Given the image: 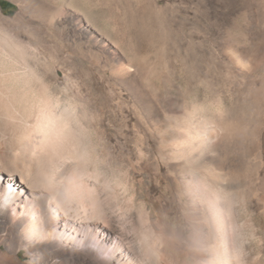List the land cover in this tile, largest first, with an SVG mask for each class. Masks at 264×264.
<instances>
[{"label":"bare ground","instance_id":"obj_1","mask_svg":"<svg viewBox=\"0 0 264 264\" xmlns=\"http://www.w3.org/2000/svg\"><path fill=\"white\" fill-rule=\"evenodd\" d=\"M150 8L127 49L75 36L68 62L35 40L71 67L62 91L11 43L26 73L0 76V228L47 245L48 264H264V19Z\"/></svg>","mask_w":264,"mask_h":264},{"label":"rangeland","instance_id":"obj_2","mask_svg":"<svg viewBox=\"0 0 264 264\" xmlns=\"http://www.w3.org/2000/svg\"><path fill=\"white\" fill-rule=\"evenodd\" d=\"M1 1L10 3L12 5V8L3 9L0 6V76L1 74L9 75V73L13 72L14 69H16L19 73L20 72L26 73L25 65L20 64L17 66L15 62L14 64L15 66H14L12 63L13 61L8 58L9 54L13 53L12 54L13 57L17 55L16 58L21 59L20 52L17 49L13 48L14 46L11 45L12 42H15L16 44L21 45V48L24 49L25 51L28 50L31 56L32 54L39 56V57L36 56L38 57L36 59H30L31 62L29 66L35 70L34 72L36 73V75L35 74L34 75L39 76L41 78L43 77L42 79L44 80L45 83H48L55 88L58 87L57 89L59 91H62V89L64 88L66 89L67 86L70 87L72 82L65 79V75H68L67 73L72 72L71 67L66 65L64 62H57L54 68L50 67V65L48 66L47 57L52 56L55 52H52L53 49L48 46L42 47V49L44 50H42L41 47H39V45L34 46L33 42L39 38L40 41H42L43 39L46 40L48 45H55V43H57V45L55 46L57 47L58 51L62 50L61 49L62 47H60L59 45L62 44L64 48L66 47V49H63V51H61V53L65 61L70 58L68 60V62H70V60H73V58H71V52L69 51L70 49L67 47L66 44L67 42L65 43V41H67L68 39L77 41L76 39L77 37L79 40L80 39L83 40L82 43H84L86 37H88L90 34L93 33L96 34L97 36L104 37L107 40L109 39V41L110 42L112 41V43L116 42L118 44H121L122 47L127 49L128 45L126 44L125 39L128 38L129 35L131 34L136 35L137 23L139 21L138 18L141 15L140 13L141 7L143 6L145 7L148 4H150L151 7L150 11H152L153 17L161 13L159 12L160 9L163 10V8H165L163 10V13L161 14H163L165 18H167L168 20L176 19L178 15L177 12L179 11H186L187 14L189 13L190 17L192 16L191 18L198 17V15L199 17H201L203 14L199 11V8L200 9L203 8L204 15L202 18L218 19L219 16V19L222 17V19L224 20L223 18L224 14H222V11L224 12L223 7L225 6H228L229 9L231 8L229 10L230 12H228L230 13L229 16L237 17L242 15L243 13L245 17L248 18V20H253L257 16L264 19V0H212V1L201 0L202 2L199 0H1ZM35 5L37 6L36 7L37 9H42L43 7L45 8L46 6L48 10L51 8L50 11L52 13L53 11L54 12L56 11V15L53 13L54 24H55L54 27H56L54 31L53 29L50 28L49 22L46 19V17L45 19L44 18L42 19L41 16H39L38 13L35 12L36 9L35 11L31 10L32 9L31 6L34 8ZM216 8L217 10L219 9V12L215 10ZM76 44L77 43H75V46ZM221 47L223 48V46ZM221 47L219 49H222ZM77 48L80 51V48L82 47L78 45ZM4 50H6L7 52L6 51L4 52ZM64 52H66L67 54ZM84 68L87 69L88 65H85ZM48 70L49 72H47ZM94 72L91 70V78H92L91 83L93 86L95 84L94 87L95 88L97 87L99 91H102L104 88V86H102V84L104 85V83H101L103 80L100 79V76L102 77V75H100L101 73L100 74L97 73V71L96 73ZM27 74L30 75L29 73ZM27 74H25V76H27ZM95 74L96 76H93ZM26 80H27L26 77L20 79H17L16 77H9L7 80L4 79L3 83L9 88L21 90L24 88ZM33 80L34 78H31L27 82L30 81V84L36 86V85H40V81H42L35 79L33 82ZM66 81L69 82L66 83ZM95 81L97 82L95 83ZM97 84L99 86H97ZM99 87H101L102 90ZM175 91L176 89L173 87L171 89V92L174 95L179 96L178 91H176L177 94ZM63 95L65 97L64 93H58L59 97L61 96L63 97ZM175 224L182 226V224L178 223L177 220H175ZM19 233L20 232L16 229L14 225H9L8 227L0 228V254H1L0 264H48L49 263L48 260L46 261L45 260L46 258H44L45 257L44 255H47L48 253L47 251L48 247L46 248L47 245L45 244L42 245L39 244L38 242L36 244V242H32V241L27 242L26 240H24L23 242L24 237ZM26 244L30 247H28ZM35 251H39L43 253L42 257L36 259L37 257H35L33 253ZM41 258L42 260H40Z\"/></svg>","mask_w":264,"mask_h":264},{"label":"trees","instance_id":"obj_3","mask_svg":"<svg viewBox=\"0 0 264 264\" xmlns=\"http://www.w3.org/2000/svg\"><path fill=\"white\" fill-rule=\"evenodd\" d=\"M0 6L3 8V9H10L12 8V5L8 2H5V1H1L0 0Z\"/></svg>","mask_w":264,"mask_h":264}]
</instances>
